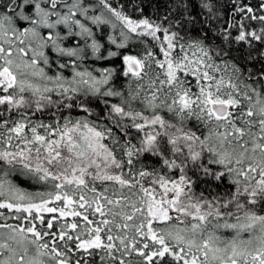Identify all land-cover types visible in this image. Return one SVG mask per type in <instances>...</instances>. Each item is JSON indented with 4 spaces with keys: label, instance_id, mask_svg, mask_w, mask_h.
Returning <instances> with one entry per match:
<instances>
[{
    "label": "snow or ice",
    "instance_id": "1",
    "mask_svg": "<svg viewBox=\"0 0 264 264\" xmlns=\"http://www.w3.org/2000/svg\"><path fill=\"white\" fill-rule=\"evenodd\" d=\"M142 5L0 0V264H264V0Z\"/></svg>",
    "mask_w": 264,
    "mask_h": 264
},
{
    "label": "trees",
    "instance_id": "2",
    "mask_svg": "<svg viewBox=\"0 0 264 264\" xmlns=\"http://www.w3.org/2000/svg\"><path fill=\"white\" fill-rule=\"evenodd\" d=\"M112 2L114 6H117L118 4H125L126 10L129 12V14H132L134 12V4L136 0H132L131 4L128 2V0H112ZM142 6H144L145 16L156 15L157 7H159L160 14H163V12L165 11L164 0H144V5ZM136 16H139V13H136ZM109 30L110 28L107 31ZM142 47L143 46H134L133 53L141 51ZM8 178L11 179L12 182L16 184L19 188L27 192H37L44 190L40 185H36L33 181L29 180L28 177L23 175L14 174Z\"/></svg>",
    "mask_w": 264,
    "mask_h": 264
},
{
    "label": "rangeland",
    "instance_id": "3",
    "mask_svg": "<svg viewBox=\"0 0 264 264\" xmlns=\"http://www.w3.org/2000/svg\"><path fill=\"white\" fill-rule=\"evenodd\" d=\"M108 32H111V29ZM96 66L98 67L99 65H96Z\"/></svg>",
    "mask_w": 264,
    "mask_h": 264
}]
</instances>
